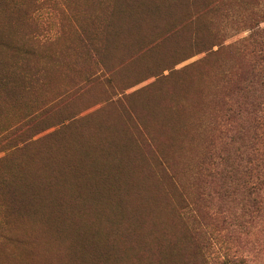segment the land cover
<instances>
[{
    "label": "rangeland",
    "instance_id": "rangeland-1",
    "mask_svg": "<svg viewBox=\"0 0 264 264\" xmlns=\"http://www.w3.org/2000/svg\"><path fill=\"white\" fill-rule=\"evenodd\" d=\"M219 2L0 0V264H264V182L185 189L251 64Z\"/></svg>",
    "mask_w": 264,
    "mask_h": 264
},
{
    "label": "trees",
    "instance_id": "trees-1",
    "mask_svg": "<svg viewBox=\"0 0 264 264\" xmlns=\"http://www.w3.org/2000/svg\"><path fill=\"white\" fill-rule=\"evenodd\" d=\"M222 1L216 5L220 9ZM235 2L238 8L232 12L234 24L252 30L245 38L248 43L243 50L251 64L236 71V79L231 80L230 85L233 97L228 104L224 102L226 108L224 105L221 107L222 114L210 130L209 138L205 139L197 166L190 169L185 189L187 194L197 193L200 199L204 191L217 192L219 188L224 194H233L236 190H233V183L239 181L249 183L255 179L252 184L264 182V26H261L264 23V3L263 0ZM202 10V13L206 11L205 8ZM201 34V30L194 33L193 44H200ZM220 36L219 32L213 33L216 41ZM216 41H211V45L215 46ZM206 47L203 50L210 49ZM11 126L4 120L0 123V143L7 139V133L13 129ZM0 146L5 148V145ZM252 184L238 190L242 192L248 188L251 193L253 188H257Z\"/></svg>",
    "mask_w": 264,
    "mask_h": 264
}]
</instances>
